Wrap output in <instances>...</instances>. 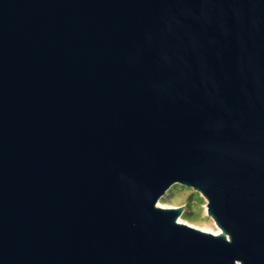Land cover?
I'll return each instance as SVG.
<instances>
[{"label": "water", "instance_id": "obj_1", "mask_svg": "<svg viewBox=\"0 0 264 264\" xmlns=\"http://www.w3.org/2000/svg\"><path fill=\"white\" fill-rule=\"evenodd\" d=\"M0 264H264V0H0Z\"/></svg>", "mask_w": 264, "mask_h": 264}, {"label": "rangeland", "instance_id": "obj_2", "mask_svg": "<svg viewBox=\"0 0 264 264\" xmlns=\"http://www.w3.org/2000/svg\"><path fill=\"white\" fill-rule=\"evenodd\" d=\"M156 203L163 210L181 208V213L177 219L183 224L198 228H210L209 222L203 218L205 201L190 189L172 185Z\"/></svg>", "mask_w": 264, "mask_h": 264}, {"label": "bare ground", "instance_id": "obj_3", "mask_svg": "<svg viewBox=\"0 0 264 264\" xmlns=\"http://www.w3.org/2000/svg\"><path fill=\"white\" fill-rule=\"evenodd\" d=\"M155 208L163 209V208H161L158 205V203L155 204ZM203 218L206 219L209 222L210 228H203V227H199L198 228V227H194V226H191V225H188V224H183L178 219L176 220L175 223L179 224V225H183V226H185L187 228H190V229H192L194 231H197L199 233H203V234H206V235H209V236H212V237L217 236L219 234V231L215 228V226L212 224V222L206 217L205 208L203 209Z\"/></svg>", "mask_w": 264, "mask_h": 264}]
</instances>
